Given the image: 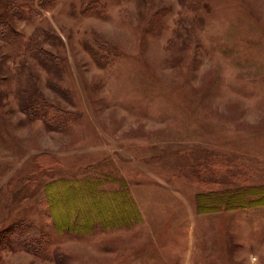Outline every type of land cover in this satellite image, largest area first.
Here are the masks:
<instances>
[{"label":"rangeland","instance_id":"obj_1","mask_svg":"<svg viewBox=\"0 0 264 264\" xmlns=\"http://www.w3.org/2000/svg\"><path fill=\"white\" fill-rule=\"evenodd\" d=\"M13 20L26 42L0 38L1 264H264L262 194L197 202L264 186V0H53ZM22 90L71 115L33 119ZM19 223L47 254L3 245Z\"/></svg>","mask_w":264,"mask_h":264},{"label":"trees","instance_id":"obj_2","mask_svg":"<svg viewBox=\"0 0 264 264\" xmlns=\"http://www.w3.org/2000/svg\"><path fill=\"white\" fill-rule=\"evenodd\" d=\"M192 1L197 3L205 0ZM52 3L53 0H0V38L13 45L23 46L26 40L22 32L16 28L13 20L14 16L39 12L40 9H44ZM100 6L102 7V5ZM34 48H38V44H35ZM33 51L38 53L37 49H33ZM35 56L36 58H41L39 54H35ZM43 59H46V57ZM22 91L25 97L23 96L24 99L21 101V107L26 115L33 119H43L49 127L56 125L58 128H61L69 115H71L68 114L69 112L67 113L65 108L51 102L42 92ZM263 189L264 186H248L232 190L212 189L208 192H200L197 194L198 209L208 212L218 210L222 206L230 209L245 206L250 201L248 197L258 194L264 196ZM259 195L258 197L262 198ZM3 233V245L5 246L26 249L38 254L48 253L46 247L49 245V236L36 224H15Z\"/></svg>","mask_w":264,"mask_h":264}]
</instances>
